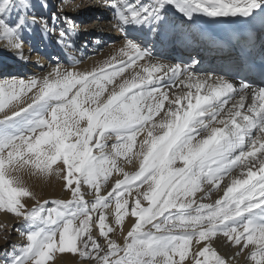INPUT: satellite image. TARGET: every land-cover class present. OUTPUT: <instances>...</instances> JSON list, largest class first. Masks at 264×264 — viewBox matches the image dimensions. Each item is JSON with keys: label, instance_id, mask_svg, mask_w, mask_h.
<instances>
[{"label": "snow or ice", "instance_id": "obj_1", "mask_svg": "<svg viewBox=\"0 0 264 264\" xmlns=\"http://www.w3.org/2000/svg\"><path fill=\"white\" fill-rule=\"evenodd\" d=\"M104 6L125 40L103 66L81 73L57 63L39 77L0 80V211L26 226L20 233L26 243L14 245L4 264H49L57 253H78L85 264H232L212 246L220 234L235 256L264 264V86L246 80L237 86L215 71L197 72L195 58L169 63L153 52L169 39L170 8L189 22L251 23L264 14V0H105ZM34 9L32 0H0V46L27 59L25 34L39 27L71 50L75 21ZM61 21L69 27H57ZM129 30L139 36L128 38ZM248 45L255 47L254 37ZM134 66L143 74L114 84ZM166 82L187 91L170 99L161 89ZM121 157L134 174L119 165ZM114 173L123 178L109 190ZM24 174L62 179L71 199L40 202ZM205 190L223 195L198 203L196 194ZM25 197L36 203L29 207ZM113 201L123 244L109 237L116 231L107 223ZM128 215L135 219L124 235Z\"/></svg>", "mask_w": 264, "mask_h": 264}, {"label": "bare ground", "instance_id": "obj_2", "mask_svg": "<svg viewBox=\"0 0 264 264\" xmlns=\"http://www.w3.org/2000/svg\"><path fill=\"white\" fill-rule=\"evenodd\" d=\"M32 2L35 5L34 10L38 16L43 15L48 18L53 12H56L58 15H66L75 21L77 27L76 31L72 33L74 46L71 50L65 49L56 43L54 36L45 34L39 27H36L25 34L24 56L27 59H19L13 53L4 50L3 47L0 46V80L13 77L24 79L39 77L49 71L50 66L54 67L57 63H60L66 68H73L74 66L73 70L81 73L90 72L103 66L105 62L110 61L111 57L117 54L125 40L124 32L116 27L112 11L104 6L105 0H63V2L62 0H32ZM45 4L47 7L43 6ZM61 8H63L62 12ZM167 26L169 35L172 34L173 31H177V35H171L169 41L174 38L177 44L183 43L185 45V50H190L196 47L197 44H199V48H205L199 41L197 35L200 28L204 26L202 19L189 22L174 8H170L167 13ZM57 27L67 28L69 26L61 21L58 23ZM138 36L139 33L129 30L128 38H136ZM164 45H166V43ZM162 47V44H157L153 50H155V53H159ZM182 51L184 50H179L181 54ZM174 52L175 50L169 51L160 59L169 63H174ZM200 56L199 54L197 57ZM216 58L217 57H212V60L214 61ZM37 60H39L40 64H43V68L37 64ZM141 63H143V61L138 62V64ZM211 67H213V65ZM210 69L214 71V68ZM136 71H140L143 74L142 69L139 67L134 66L131 69L126 68L121 76L115 78L114 84L120 83L123 79L130 78ZM206 72H209V70L205 67L204 70L199 73L203 74ZM112 86L113 85H107L109 90ZM161 89L168 91L170 99L174 98L176 94H179L182 89L187 91V89L178 82L176 84L166 82L161 85ZM236 99L238 100V97ZM232 102L233 101H230L229 106H231ZM247 103H250V100L247 101ZM157 119H159V117H157ZM139 139H142V137ZM112 143H114V140L108 141V147L105 149L106 151H111ZM118 163L123 167L124 171L130 175L134 174L137 170L132 165L125 163L123 157L119 159ZM117 178L122 179L123 176H117V174L114 173L109 177V190ZM23 180L29 186L30 190L37 195V199L40 202L44 200L56 201L71 199L70 192L64 189V181L56 176H50L44 180L38 176L24 174ZM227 182L228 180L226 178L225 183ZM146 188L147 186L145 185L144 189ZM223 188L224 184L221 185V189ZM144 189H142V191ZM82 191H85V189L82 188ZM101 194H105L103 189ZM222 195V191H213L209 195L205 190L204 192H198L196 194V200L198 203L214 204L215 200L219 199ZM134 197L135 188L132 190V195L128 197L129 211L131 204L134 202ZM84 198L85 200L92 201L94 197L86 194ZM22 202H26L29 207L36 203V201L27 197L22 198ZM142 203L143 206H147V202ZM52 206L53 205H46V207ZM107 211L113 213V215L108 217L107 223L116 227V231L110 233L109 237L115 239L117 243L123 244V235L119 227L114 224V201L112 207ZM134 219L135 218L130 215L125 217L124 235L130 230ZM25 228L26 226L23 222L14 214L0 211V264H4V261L9 259L8 254L13 251L14 245L20 246L26 243V238L22 237L20 234L25 231ZM93 231L94 235L98 234V239L103 241V237L99 236L98 228H94ZM212 246L216 249L218 254L225 258L226 262L231 260L232 264H255V262L247 260L243 254L239 257L235 256L237 251L236 247L230 246V242H228L222 234L214 238ZM194 249L195 243L193 248L190 249V254ZM49 264H85V261L78 253H57L55 261H51ZM185 264H187V259Z\"/></svg>", "mask_w": 264, "mask_h": 264}, {"label": "rangeland", "instance_id": "obj_3", "mask_svg": "<svg viewBox=\"0 0 264 264\" xmlns=\"http://www.w3.org/2000/svg\"><path fill=\"white\" fill-rule=\"evenodd\" d=\"M49 14H51V13H49ZM96 236L98 237V234Z\"/></svg>", "mask_w": 264, "mask_h": 264}]
</instances>
